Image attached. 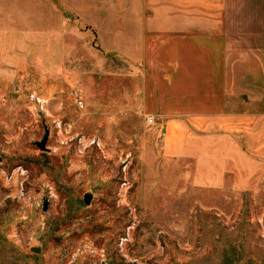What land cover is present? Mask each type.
I'll return each instance as SVG.
<instances>
[{
  "label": "rangeland",
  "instance_id": "374dc122",
  "mask_svg": "<svg viewBox=\"0 0 264 264\" xmlns=\"http://www.w3.org/2000/svg\"><path fill=\"white\" fill-rule=\"evenodd\" d=\"M71 1L24 0L8 37L0 264H264L263 135L212 151L205 126L167 134L143 64L106 53Z\"/></svg>",
  "mask_w": 264,
  "mask_h": 264
},
{
  "label": "crops",
  "instance_id": "0c3cea01",
  "mask_svg": "<svg viewBox=\"0 0 264 264\" xmlns=\"http://www.w3.org/2000/svg\"><path fill=\"white\" fill-rule=\"evenodd\" d=\"M71 2L106 53L143 64L142 103L167 134L174 125L205 126L212 151L264 138V0ZM24 4L0 0V80L19 65L8 37L24 34Z\"/></svg>",
  "mask_w": 264,
  "mask_h": 264
},
{
  "label": "water",
  "instance_id": "95a60500",
  "mask_svg": "<svg viewBox=\"0 0 264 264\" xmlns=\"http://www.w3.org/2000/svg\"><path fill=\"white\" fill-rule=\"evenodd\" d=\"M47 138H48V129L45 128L44 136L39 141L35 142V145L41 150H46L47 148H46L45 144H46ZM84 202L85 203L89 202V197L88 196L84 197ZM46 205H47V202L45 200L43 202V210H46V207H47Z\"/></svg>",
  "mask_w": 264,
  "mask_h": 264
},
{
  "label": "built area",
  "instance_id": "2783aa9c",
  "mask_svg": "<svg viewBox=\"0 0 264 264\" xmlns=\"http://www.w3.org/2000/svg\"><path fill=\"white\" fill-rule=\"evenodd\" d=\"M76 102H77V104H78L79 106H82V105H83V103H82L81 100H77ZM147 122H148V123H153V122H154V117L151 116V115L148 116V117H147Z\"/></svg>",
  "mask_w": 264,
  "mask_h": 264
}]
</instances>
